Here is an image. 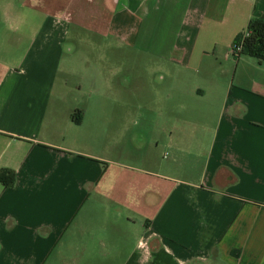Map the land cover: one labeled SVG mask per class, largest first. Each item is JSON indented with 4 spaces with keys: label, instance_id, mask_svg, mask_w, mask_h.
Wrapping results in <instances>:
<instances>
[{
    "label": "crops",
    "instance_id": "obj_1",
    "mask_svg": "<svg viewBox=\"0 0 264 264\" xmlns=\"http://www.w3.org/2000/svg\"><path fill=\"white\" fill-rule=\"evenodd\" d=\"M55 2L0 62V264H264V62L232 49L264 0ZM73 26L150 57L70 105Z\"/></svg>",
    "mask_w": 264,
    "mask_h": 264
},
{
    "label": "rangeland",
    "instance_id": "obj_2",
    "mask_svg": "<svg viewBox=\"0 0 264 264\" xmlns=\"http://www.w3.org/2000/svg\"><path fill=\"white\" fill-rule=\"evenodd\" d=\"M33 3L36 2H34V0H0V62H16L20 58H23L34 35V30L37 24L39 25L41 23L43 15L47 13V11L58 12V7L60 6L55 0H48L45 8H38L41 9V11L38 12V10L32 6ZM62 4L65 7L67 0H63ZM8 12L17 13L19 19H17L16 22L11 20L6 22V15ZM30 17L32 18L31 23L29 20ZM23 20L26 22L23 23ZM16 27L20 29L15 30ZM100 40L101 36L78 35L73 26L68 39L65 41L64 54L60 61L62 62V67L67 65L65 62H72L76 68L73 67L74 72L71 74L65 75V73H62L59 85H61L62 89L66 92L67 97L65 100L69 102L70 105L71 102L85 100L87 98L86 94H91L93 96L94 91L100 90V88L95 87L96 89L94 91L92 89L88 90L86 94L79 93V84L86 76L84 73L86 69H92L93 67L101 69V64L103 65V62H126L128 66L127 72H129L133 71V67H131L133 63L131 62H145L150 57L149 53L136 50L134 47L128 45L124 46L120 51L113 48V46L109 50L102 49V42ZM249 57L252 56L249 55ZM81 62L88 63L81 64ZM212 63L211 65L215 66L214 62ZM107 69H109V71H107L105 76V84L103 85L102 82H100V87L107 93H111L115 90L113 81L118 77L117 75L116 77L113 75L115 71L113 66L107 65ZM109 81H112L109 85L110 87L107 85ZM97 99V96L90 97V104L94 101L96 102ZM144 101L145 100H143V102ZM146 101L149 103V98H147Z\"/></svg>",
    "mask_w": 264,
    "mask_h": 264
},
{
    "label": "trees",
    "instance_id": "obj_3",
    "mask_svg": "<svg viewBox=\"0 0 264 264\" xmlns=\"http://www.w3.org/2000/svg\"><path fill=\"white\" fill-rule=\"evenodd\" d=\"M246 32L241 33L235 44H242L243 49L238 54H247L252 57L258 58L261 62L264 61V16L253 17L247 28ZM0 180L7 187L14 186V174L10 169L0 171Z\"/></svg>",
    "mask_w": 264,
    "mask_h": 264
},
{
    "label": "built area",
    "instance_id": "obj_4",
    "mask_svg": "<svg viewBox=\"0 0 264 264\" xmlns=\"http://www.w3.org/2000/svg\"><path fill=\"white\" fill-rule=\"evenodd\" d=\"M246 34H248L247 31H246ZM232 49H233L234 54L235 55H238L242 51L243 46H242L241 43L240 44H235V45H233V48Z\"/></svg>",
    "mask_w": 264,
    "mask_h": 264
}]
</instances>
